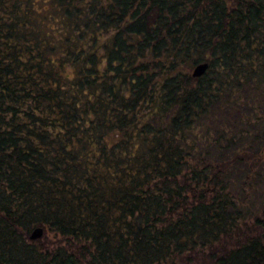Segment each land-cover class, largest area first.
Wrapping results in <instances>:
<instances>
[{"label": "trees", "instance_id": "1", "mask_svg": "<svg viewBox=\"0 0 264 264\" xmlns=\"http://www.w3.org/2000/svg\"><path fill=\"white\" fill-rule=\"evenodd\" d=\"M0 264H264V0H0Z\"/></svg>", "mask_w": 264, "mask_h": 264}, {"label": "water", "instance_id": "2", "mask_svg": "<svg viewBox=\"0 0 264 264\" xmlns=\"http://www.w3.org/2000/svg\"><path fill=\"white\" fill-rule=\"evenodd\" d=\"M206 69V65H197L193 71H192V75L193 76H199L201 75ZM43 234V229L41 227H35L34 229H32L31 233H30V239H36L41 237Z\"/></svg>", "mask_w": 264, "mask_h": 264}, {"label": "rangeland", "instance_id": "3", "mask_svg": "<svg viewBox=\"0 0 264 264\" xmlns=\"http://www.w3.org/2000/svg\"><path fill=\"white\" fill-rule=\"evenodd\" d=\"M106 38H107V36H102V37L100 38V40H99V44L102 43L103 41H105Z\"/></svg>", "mask_w": 264, "mask_h": 264}]
</instances>
